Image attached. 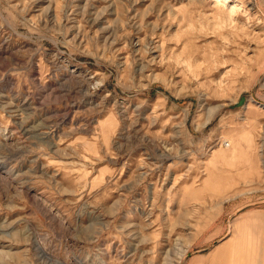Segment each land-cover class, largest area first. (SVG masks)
<instances>
[{
  "label": "rangeland",
  "instance_id": "1",
  "mask_svg": "<svg viewBox=\"0 0 264 264\" xmlns=\"http://www.w3.org/2000/svg\"><path fill=\"white\" fill-rule=\"evenodd\" d=\"M0 0V264H264V0Z\"/></svg>",
  "mask_w": 264,
  "mask_h": 264
},
{
  "label": "bare ground",
  "instance_id": "2",
  "mask_svg": "<svg viewBox=\"0 0 264 264\" xmlns=\"http://www.w3.org/2000/svg\"><path fill=\"white\" fill-rule=\"evenodd\" d=\"M217 2H219V0Z\"/></svg>",
  "mask_w": 264,
  "mask_h": 264
}]
</instances>
